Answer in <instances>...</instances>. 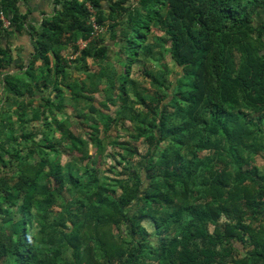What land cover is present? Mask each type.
<instances>
[{
	"label": "trees",
	"instance_id": "trees-1",
	"mask_svg": "<svg viewBox=\"0 0 264 264\" xmlns=\"http://www.w3.org/2000/svg\"><path fill=\"white\" fill-rule=\"evenodd\" d=\"M23 1L0 0V264H264V0H55L26 60Z\"/></svg>",
	"mask_w": 264,
	"mask_h": 264
},
{
	"label": "crops",
	"instance_id": "crops-1",
	"mask_svg": "<svg viewBox=\"0 0 264 264\" xmlns=\"http://www.w3.org/2000/svg\"><path fill=\"white\" fill-rule=\"evenodd\" d=\"M55 0H25L21 2V12L27 14V19L24 23V27L20 32L13 31L6 39L10 43L15 53L20 55L25 60L28 55L34 50V37H38L41 31V25L45 19L49 18L55 13ZM108 6V5H104ZM106 10H109L107 7ZM35 28V30H34ZM38 31V32H37ZM20 63L21 61L18 60Z\"/></svg>",
	"mask_w": 264,
	"mask_h": 264
},
{
	"label": "rangeland",
	"instance_id": "rangeland-1",
	"mask_svg": "<svg viewBox=\"0 0 264 264\" xmlns=\"http://www.w3.org/2000/svg\"><path fill=\"white\" fill-rule=\"evenodd\" d=\"M154 28H155L153 30L154 34H156V33L160 34L159 32L162 31L163 26L161 25V22H160ZM154 34L152 33V35H154ZM90 66L94 67L95 65H94V63L92 64V62L90 61ZM168 66H169L168 78L173 80V78L175 77L174 75L176 74V68L172 63L169 64ZM73 75H75V77H83L84 78L82 73L75 72ZM137 77H138V80H139V83L141 84V86L148 88V89L151 88L150 83L148 82V80L146 79V77L143 74H141V75L139 74ZM100 100H101V96L98 95L97 99H96L97 105L99 104ZM132 101H134V100H132ZM11 107H14V106H11ZM135 107L138 109V111L142 110L140 104H137V106H135ZM64 110H66V112H68L69 114L73 113V107L69 103H66V108H64ZM83 112L87 113L86 111H83ZM29 118H31V117H29ZM27 126L29 129H32L33 123H28ZM143 148H145V146H141V149H143ZM109 153H110V149H108V151L105 153V159L104 160L108 161V163L111 165V164H114V161H113L114 159H113L112 155H110ZM254 158L256 159V164L259 167L260 172L264 173V153L260 154V155H256V156L254 155ZM115 172H117V170H115ZM51 211H52V216H56V214L60 212V208L59 207H53L51 209ZM258 224H259V222L255 223L254 226H258ZM3 264H5V262H3Z\"/></svg>",
	"mask_w": 264,
	"mask_h": 264
},
{
	"label": "built area",
	"instance_id": "built-area-1",
	"mask_svg": "<svg viewBox=\"0 0 264 264\" xmlns=\"http://www.w3.org/2000/svg\"><path fill=\"white\" fill-rule=\"evenodd\" d=\"M87 6H89V10L92 13V17L90 19V24L93 28L92 37L98 38L101 34H104L106 27L100 26L96 22V16H95L96 11H95V9L89 4ZM1 20H2L3 26L5 28L11 27V25H12L11 21L7 17H5L3 14H1ZM86 44H87V42H84V41L79 42V46L81 49L84 48L86 46Z\"/></svg>",
	"mask_w": 264,
	"mask_h": 264
}]
</instances>
